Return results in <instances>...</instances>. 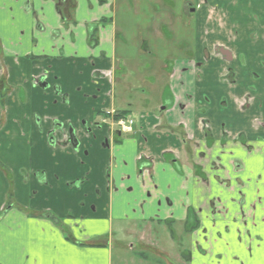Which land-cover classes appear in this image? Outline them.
<instances>
[{
  "label": "crops",
  "instance_id": "obj_1",
  "mask_svg": "<svg viewBox=\"0 0 264 264\" xmlns=\"http://www.w3.org/2000/svg\"><path fill=\"white\" fill-rule=\"evenodd\" d=\"M139 1L0 0V264H264V0Z\"/></svg>",
  "mask_w": 264,
  "mask_h": 264
},
{
  "label": "rangeland",
  "instance_id": "obj_2",
  "mask_svg": "<svg viewBox=\"0 0 264 264\" xmlns=\"http://www.w3.org/2000/svg\"><path fill=\"white\" fill-rule=\"evenodd\" d=\"M154 2L156 3L154 7H156V9L158 10H164L166 8L167 4H173V6H171V8H168L169 11L171 12L170 14H159L156 15V18L158 20V24H162L163 30L166 31H173L174 34V38L171 41L172 44H176L177 42H179L184 35L189 34L190 38L191 35H193V31L195 28V19H189L184 17V19H179V18H174L175 15L180 14L181 15V8H182V3L183 0H154ZM145 7H147V5H145L144 1L141 0L138 2V6L135 8L137 9V13L135 14H139L140 16L146 15L143 13H147L148 11L145 10ZM167 9V8H166ZM133 15V13H131V16ZM138 16V15H137ZM169 16H173V18L168 19L167 17ZM162 19V20H161ZM140 21H144L143 19ZM138 23V22H137ZM180 34V37H176L177 34ZM133 77V74H131V78ZM166 77V75H165ZM164 77V79H165ZM136 78V80H135ZM142 78V75H138L136 74L134 77V81L135 83H140V80ZM113 242H111L112 244V264H121L120 258L118 257V251L121 249L120 246L117 244V240L116 237H113ZM132 254H128L127 256L129 258H127L126 264H133V255L130 256ZM154 255V254H153ZM158 257H160L159 255L155 256V258L158 259ZM138 262L140 263V261L138 260ZM159 262H155L154 260H150L148 262H146L145 264H158Z\"/></svg>",
  "mask_w": 264,
  "mask_h": 264
},
{
  "label": "flooded vegetation",
  "instance_id": "obj_3",
  "mask_svg": "<svg viewBox=\"0 0 264 264\" xmlns=\"http://www.w3.org/2000/svg\"><path fill=\"white\" fill-rule=\"evenodd\" d=\"M59 2L64 6L66 2H68V6L65 5L67 8L68 7H71L73 8L74 7V0H59ZM171 73V72H170ZM111 119V121L113 122V124L116 125V129L117 131L113 134L115 137H117L118 133H132L134 131V126L136 124V118L132 115H130L129 113H126L125 111H116V110H112L110 112H108V115L106 114V116L103 118V121L107 122L108 119ZM118 118H125L126 120L132 122L131 124V129L130 130H123L121 127H119L117 124H116V120ZM101 125V124H98V126ZM74 137V136H73ZM72 141L74 142V144H78V142L75 140V138H72ZM140 162L143 161V156L139 159ZM141 164H146L148 165L147 162H144V163H141Z\"/></svg>",
  "mask_w": 264,
  "mask_h": 264
},
{
  "label": "built area",
  "instance_id": "obj_4",
  "mask_svg": "<svg viewBox=\"0 0 264 264\" xmlns=\"http://www.w3.org/2000/svg\"><path fill=\"white\" fill-rule=\"evenodd\" d=\"M116 124L121 127L123 130H130L131 129V120L128 121L125 118H118L116 120Z\"/></svg>",
  "mask_w": 264,
  "mask_h": 264
},
{
  "label": "trees",
  "instance_id": "obj_5",
  "mask_svg": "<svg viewBox=\"0 0 264 264\" xmlns=\"http://www.w3.org/2000/svg\"><path fill=\"white\" fill-rule=\"evenodd\" d=\"M100 2H101V3H104V2H105V0H100Z\"/></svg>",
  "mask_w": 264,
  "mask_h": 264
}]
</instances>
